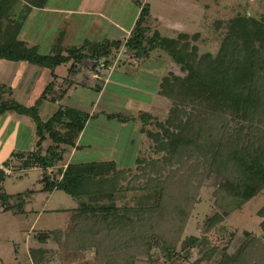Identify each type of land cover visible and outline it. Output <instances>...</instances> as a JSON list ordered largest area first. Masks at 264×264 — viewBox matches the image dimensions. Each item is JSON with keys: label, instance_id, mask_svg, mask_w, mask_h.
I'll return each mask as SVG.
<instances>
[{"label": "trees", "instance_id": "16d2710c", "mask_svg": "<svg viewBox=\"0 0 264 264\" xmlns=\"http://www.w3.org/2000/svg\"><path fill=\"white\" fill-rule=\"evenodd\" d=\"M47 2L0 0V60L48 68L54 78L31 106L22 105L13 87L0 81V115L14 111L31 116L37 135L35 149L14 151L4 164L20 162L22 170L42 169L43 192L61 189L78 203L72 229L42 231L36 236L39 243L51 240L70 252L95 248L105 264H134L138 254L151 255L154 248L164 251L168 261L174 260L206 178L214 179L220 209L208 221L225 229L224 219L264 190V15L245 11L230 19L218 53L200 54L193 43L198 33L149 37L151 4L134 0L140 12L128 37L81 46H65L60 39L51 53H40L21 39V32L32 9ZM157 46L181 71L168 72L160 83L159 94L171 102L169 115L164 121L144 112L124 119L143 121L140 129L151 141L150 154L139 155L133 167L122 168L113 161L61 166L66 148L77 145L90 115L59 105L48 120H42L43 102L60 103L68 91L57 85L55 69L68 63L73 68L87 60H93L95 67L101 62L108 66L112 53L122 50L133 54L126 62H144ZM153 123L158 130L148 128ZM47 140L52 143L44 152ZM14 156L17 162H12ZM11 174L0 168V202L4 211L24 213L30 191L6 193L2 182ZM129 191L142 193L134 197V205L128 201L118 206V197L126 198ZM259 215L264 230V207ZM207 240L190 236L182 241V249L191 254ZM251 241L258 239H250L236 254L225 253L223 261L239 264L248 259L250 264L252 259V264H264V253L255 258L249 253ZM258 246L264 250L260 241ZM209 251L212 255L216 248ZM47 253L45 247L30 250L35 264H42Z\"/></svg>", "mask_w": 264, "mask_h": 264}, {"label": "rangeland", "instance_id": "374dc122", "mask_svg": "<svg viewBox=\"0 0 264 264\" xmlns=\"http://www.w3.org/2000/svg\"><path fill=\"white\" fill-rule=\"evenodd\" d=\"M56 1L58 4H63L67 0ZM78 1L69 0L73 4ZM146 1L151 4L153 15L151 22H149V37H153L156 33L164 38H176L181 32L198 33L199 37L193 43L199 47L200 54L210 52L216 55L218 53L226 32V24L230 19L239 14H244L245 11H251L257 17L264 15V0ZM105 12L114 14L116 23L121 26L122 30H118L116 27V39H118L129 36H126L127 33H124V31L128 32L136 21L139 8L134 0H116V2L109 0V5L105 6ZM54 25L56 24L52 26ZM111 40L109 38V40L103 42ZM98 42H102V40L100 39ZM26 43L35 47L36 41L30 39V43L27 41ZM42 49L48 50V47ZM89 50H93V48L90 47ZM113 54L115 53L110 56L111 62L109 65L112 66L116 63L114 82L100 81L101 85L105 84L103 88L95 85V89L99 90L100 94L97 90L91 92L83 89L85 91L84 96L87 98L84 102L63 101L61 103L83 110L90 115L86 126L87 137L95 138L98 145L92 150L84 151V154H82L83 151H80L75 156V163L98 162L102 160L101 158L107 161H116V149L121 148V144L128 134V129L123 128L126 126L122 124V122H125L126 117H136L144 112L151 113L159 121H164L169 115L171 102L158 92L162 76L171 71L181 74L179 66L173 61L169 53L162 47H154L147 60L136 62L138 65L141 64L139 70L137 65H135L136 68L134 66H128L130 67L128 68L125 64L127 59H132V53L122 50L117 55ZM10 63L9 60H0L2 79H5L4 65ZM21 63L25 65V68L18 70L17 80L26 78L27 81L31 77L33 66L28 62ZM93 64V60L82 63L83 74L80 77H82L81 82L85 84L86 88L92 85L91 82L94 83L92 79L93 72L90 68ZM101 64L102 62L99 63V65ZM70 67V63L62 65L60 72L71 73L69 71ZM102 72L104 80L107 77H112L110 69L103 68ZM37 81V79H34V84ZM19 82L16 81L13 86L14 92L18 93V90L21 89V83L19 85ZM57 85L59 88L65 87L64 82L57 83ZM32 89L33 86L31 93ZM17 93H15L17 95L16 99L22 105L31 106L30 104L35 103L34 101H28L27 96L21 98ZM98 95L100 96L99 99H97ZM111 115L114 117H110ZM116 115H120V118ZM34 124L33 118L27 114L9 111L0 115V167H6L4 162L7 158L11 159L14 151L33 148L34 143H32V137L29 133L30 128H34ZM140 124L142 127V120H140ZM148 128L153 131L158 130L155 123L149 125ZM24 129L25 134L21 133V130L24 131ZM112 139H116L115 142ZM51 143V140H48L45 142V146L47 147ZM119 144L120 147H118ZM150 152L151 141L144 134L138 154L148 155ZM15 161L16 157L14 156L12 162ZM19 163H11L10 166H7L10 170L9 173L12 174L2 182V186L3 190L10 195L30 191L28 194L29 203L25 208L26 212L16 214L14 211H4V206L0 202V264H35L30 250L39 247L48 249L42 264H105L100 257H97L95 248L90 247L82 252H70L63 245L59 246L51 240L46 244L39 243L36 236L42 231L62 229L64 232H69L72 229L75 224L72 215L74 209L78 207V203L71 195L61 189L55 190L53 193L43 192L41 190L43 170L40 168L22 170L19 169L21 168ZM59 164L62 166L64 163ZM14 168H17V170ZM215 190L214 179L206 178L200 188L198 202L192 210L182 240L178 243V255L174 260L168 261L164 251L160 248H154L151 255L138 254L134 264H227L228 261H223L225 253L229 255L236 254L246 242L256 238L258 241H251L250 243L249 253L254 258L257 257L258 252L264 253V250H259L260 246H258L259 241L264 246V230L261 226L263 219L259 215V211L264 207V190L247 201L240 209H236L229 214L222 222L225 229L221 227L222 225L211 226L208 221L210 217L220 211L216 204ZM141 193V191H129L126 198L119 196L117 205L123 206L128 201L131 205H134L136 201L134 197H138ZM12 203H17L16 198L12 199ZM162 236L167 238L165 234H162ZM190 236L208 240L203 246L193 248L191 254H186V250L182 249V241ZM213 247L216 248V251L210 255L209 250ZM102 253L103 255L106 254L105 248L102 249ZM243 260L245 261L244 258ZM252 263L251 259L250 264ZM239 264H249L248 259L245 263L241 262Z\"/></svg>", "mask_w": 264, "mask_h": 264}, {"label": "crops", "instance_id": "0c3cea01", "mask_svg": "<svg viewBox=\"0 0 264 264\" xmlns=\"http://www.w3.org/2000/svg\"><path fill=\"white\" fill-rule=\"evenodd\" d=\"M114 1L116 2V0ZM108 5H109V0H79L78 2H76V4H73V2H69V0H67L63 4H58L56 0H48L47 4L44 7H34L32 9L27 21L23 26L21 32V38L27 39L26 41L28 43H30V39L36 41V44H34V46L38 48L39 52L41 51L40 53H48V52L51 53L54 49L55 44L60 39L63 41V45L65 46H77V45L81 46L85 44L87 41L98 42L100 39L102 40V42L105 40H109V38L112 39L111 41L116 40V27L118 28V30H122V29L120 24L116 23V16L114 14L112 15V14H108V12H105V6ZM137 18L138 15L136 19ZM52 23L56 25L52 26L53 25ZM134 24L128 30V32L124 31V33H127L126 36H128L131 33ZM43 47H48V50H43L42 49ZM12 62L13 61H11V63ZM11 63L4 65L5 79H2L1 77L2 73H1L0 81L8 85H11L12 87L15 85L16 81H20L19 85L21 83L22 85V86L20 85L21 89L18 90V93L17 92L15 93L19 94L21 98L23 96H27L28 101L36 102V100L44 91L45 87L51 81L54 80L51 70L48 68L37 66L35 64H31V66H33L32 72L30 74L31 77H29L27 81L26 78L17 80L18 70L25 68V65H23L21 62H14L13 64ZM70 64L71 67L69 71L71 73L68 72L66 74L64 72L62 73V71L60 72V68H62V66H59L55 69V73L57 75V79H56L57 83L64 82L65 84L64 88H68V91L65 98L60 103L58 102L55 104L48 100L43 102V104L40 107L39 114L42 120L44 121L48 120L54 114L58 106L62 105L61 103H63V101L84 102L87 99L84 96L85 91L96 92L97 89H95V85L103 88L105 84L101 85V83H99L100 81H104V82L109 81V83L112 81L114 82L113 79L116 73V63L112 66L110 65L106 66L103 63L101 65L98 64L96 67L91 65L92 67L90 68L92 69L93 72L92 79L94 80V83L91 82L92 85L89 88H86L85 84L81 82L82 77L80 76L83 74L82 63L73 68H72V63ZM125 64L127 67L134 66L135 68H136L135 65H137L138 70L141 68L140 66L141 64L138 65L136 64V62L135 63L126 62ZM103 68L110 69V75L112 76L111 78L107 77L106 80L103 79V72H102ZM34 79L38 80L35 84L33 82ZM32 86L33 89L31 93ZM83 89L85 91H83ZM97 91L98 94L101 93L99 92V90ZM99 97L100 96L98 95L97 99H99ZM108 119L110 120V118ZM122 124L126 126L123 128L128 129V134L126 135V138L122 142L121 148L116 149V155H115L116 161L113 160V162H115L119 167L122 168L133 167L134 164L136 163L137 157L139 156L138 152L140 149V144L144 139V133H142L140 129L141 124L138 118L130 121L122 122ZM86 129L87 127L81 134L80 139L75 147L66 148V151L63 156L64 159L61 162L64 163L63 164L64 167H66L69 163L75 162V156L80 151H83L82 154H84L85 153L84 151L92 150L96 148V146H98L97 142L95 141V138L87 137L88 133ZM21 133L25 134V129L24 131L21 130ZM29 135H31L32 137L31 138L32 143H34L33 148L31 149L26 148V150H18V151H30L35 149V145L37 142L35 124L33 129L30 128ZM115 140L116 139H112V141L114 142ZM48 146L46 147L44 143L43 145L44 152L48 148ZM118 147H120V144L118 145ZM101 159L102 160L98 162L107 161L104 160L103 158Z\"/></svg>", "mask_w": 264, "mask_h": 264}, {"label": "built area", "instance_id": "2783aa9c", "mask_svg": "<svg viewBox=\"0 0 264 264\" xmlns=\"http://www.w3.org/2000/svg\"><path fill=\"white\" fill-rule=\"evenodd\" d=\"M0 168L3 169L5 172H8V173L10 172L9 167H7V165H6V167L3 166V167H0Z\"/></svg>", "mask_w": 264, "mask_h": 264}]
</instances>
